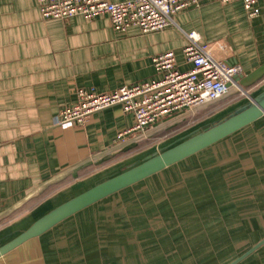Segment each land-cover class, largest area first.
Listing matches in <instances>:
<instances>
[{
    "label": "crops",
    "instance_id": "1",
    "mask_svg": "<svg viewBox=\"0 0 264 264\" xmlns=\"http://www.w3.org/2000/svg\"><path fill=\"white\" fill-rule=\"evenodd\" d=\"M254 10L250 17L242 1L197 0L169 28L143 33L138 27L119 32L107 16L45 19L37 0H0V246L112 170V175L120 173L161 152L216 115L196 120L197 109L182 112L145 134H124L135 118L121 106L96 112L84 125L56 124L60 112L77 103L79 90L106 94L155 80L154 57L170 51L180 72L191 71L183 52L190 33L210 44L216 58H233L239 66L235 77L247 76L264 63V0H257ZM261 80L247 93L263 92ZM234 89L241 90L236 82ZM92 207L25 243L0 264H47L40 252L24 251L79 248L85 233H102L101 215L81 218L80 237L59 233ZM12 254L18 257L5 260Z\"/></svg>",
    "mask_w": 264,
    "mask_h": 264
},
{
    "label": "rangeland",
    "instance_id": "2",
    "mask_svg": "<svg viewBox=\"0 0 264 264\" xmlns=\"http://www.w3.org/2000/svg\"><path fill=\"white\" fill-rule=\"evenodd\" d=\"M259 93L233 89L197 109L196 120L216 115L193 129ZM84 215V221L101 215V234L85 233L71 251L24 252H40L47 264H226L264 237V119L92 207L59 235L80 237ZM242 264H264V247Z\"/></svg>",
    "mask_w": 264,
    "mask_h": 264
},
{
    "label": "built area",
    "instance_id": "3",
    "mask_svg": "<svg viewBox=\"0 0 264 264\" xmlns=\"http://www.w3.org/2000/svg\"><path fill=\"white\" fill-rule=\"evenodd\" d=\"M37 1L41 16L45 19L70 20L83 16L93 20L107 16L119 32L138 27L143 33L169 28L175 23L176 15L197 4V0H127L120 3L107 0ZM220 1H242L250 17L256 15L254 7L257 0ZM187 38L188 44L183 52L187 63L193 66L191 71L178 70L172 51L157 55L153 59L159 76L157 79L121 87L106 94L79 90L77 103L62 110L56 124L84 125L96 112L121 106L123 112L131 113L135 118L134 127L124 134H145L166 118L221 100L234 89L239 66L233 58H216L210 44L201 42L196 33L188 34Z\"/></svg>",
    "mask_w": 264,
    "mask_h": 264
},
{
    "label": "water",
    "instance_id": "4",
    "mask_svg": "<svg viewBox=\"0 0 264 264\" xmlns=\"http://www.w3.org/2000/svg\"><path fill=\"white\" fill-rule=\"evenodd\" d=\"M263 78L264 63L249 75L237 76L234 80L240 89L248 94L245 89L257 84ZM248 96L249 101L232 108L220 118L203 125L199 130L197 128L182 136L161 152L149 155L126 170L102 180L53 208L27 230L1 245L0 259L76 214L188 161L260 122L264 119V91L255 96ZM263 247L264 237L226 264H242L257 255Z\"/></svg>",
    "mask_w": 264,
    "mask_h": 264
},
{
    "label": "trees",
    "instance_id": "5",
    "mask_svg": "<svg viewBox=\"0 0 264 264\" xmlns=\"http://www.w3.org/2000/svg\"><path fill=\"white\" fill-rule=\"evenodd\" d=\"M262 81V80H261ZM141 184V183H140Z\"/></svg>",
    "mask_w": 264,
    "mask_h": 264
}]
</instances>
